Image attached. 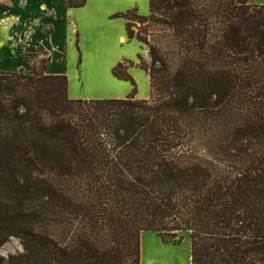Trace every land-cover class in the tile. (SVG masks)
Here are the masks:
<instances>
[{
    "label": "trees",
    "instance_id": "trees-1",
    "mask_svg": "<svg viewBox=\"0 0 264 264\" xmlns=\"http://www.w3.org/2000/svg\"><path fill=\"white\" fill-rule=\"evenodd\" d=\"M148 1L113 16L150 57L113 67L124 99H70L41 51L0 71V248L22 247L0 264H140L145 231L188 233L190 264H264V4Z\"/></svg>",
    "mask_w": 264,
    "mask_h": 264
},
{
    "label": "crops",
    "instance_id": "crops-1",
    "mask_svg": "<svg viewBox=\"0 0 264 264\" xmlns=\"http://www.w3.org/2000/svg\"><path fill=\"white\" fill-rule=\"evenodd\" d=\"M105 1L98 0L97 2L103 4ZM118 1L122 4L116 10L110 12L109 10H104L103 6L98 5L94 6L95 9H91V4L88 0L86 5L81 8H68L66 0H0V21L4 25L13 22L16 24V15L18 13H20L22 18L31 15L30 19L23 21L25 34L28 33V44L31 47H35L38 51L49 55L50 61L46 68V74L48 75L66 76L68 51H70V48L79 47L83 64L86 62V52L97 53L101 50H106L102 55L107 62L106 72L99 77H96L95 74V83L98 85V91L94 93L96 95L80 97H82L81 99H124L131 93L133 86L130 82L115 78L112 74V69L123 60H129L137 65L139 52L145 59L147 51L137 40H129L127 38L126 20L114 18L113 16L134 8H137L138 12L141 11V14L145 15L146 6L143 5H145L146 0ZM30 11L32 14H29ZM97 27H101L108 33L111 30L113 36L117 39L116 42L109 41V37L103 34L98 36V38L90 37L91 30ZM10 40L13 39L6 38L0 45V63L3 62L5 65L19 63L21 68L20 70H15L2 68L0 65V71L27 72L29 69L21 58V51L11 46ZM132 41L135 42L137 48L133 46ZM115 43L119 45L116 51L113 49ZM86 47L88 48L87 51ZM123 47H130L132 51L124 50L121 52L120 49ZM128 73L137 87L135 98L139 100L149 99L150 79L148 74L137 66L131 67ZM82 76L81 74L79 79L81 85L84 84ZM67 80L68 96L70 99L76 98V96H71V82L68 77Z\"/></svg>",
    "mask_w": 264,
    "mask_h": 264
},
{
    "label": "rangeland",
    "instance_id": "rangeland-1",
    "mask_svg": "<svg viewBox=\"0 0 264 264\" xmlns=\"http://www.w3.org/2000/svg\"><path fill=\"white\" fill-rule=\"evenodd\" d=\"M91 4V9L94 8V6H103V9L106 11H114L118 6H120L122 3L120 1H113V0H106L103 2V4H99L98 0H88ZM142 1V0H141ZM145 15H142L141 11L137 13L140 16H148L149 14V3L146 0L145 1ZM252 4H264V0H249ZM144 3V2H143ZM86 5V4H85ZM95 9V8H94ZM29 14H32L30 11ZM16 24L9 23V24H2L0 21V45L6 40V38H10L13 40H10L9 43H11V46H13L15 49L18 48V51H21V53L28 54L27 59L30 63L31 67H34L35 70H40L42 68L41 62L46 60V55L40 53L35 47H31L28 44L29 37L28 33L25 34V25L23 24V21L26 19H30L31 15L29 17H23L18 13L16 15ZM25 34V35H24ZM108 36L109 41L116 42L115 36H113L112 31L110 30V33L105 32L104 29L101 27H97L93 30H91L90 37L98 38V36ZM107 37V38H108ZM16 39V40H14ZM136 41V39H134ZM133 46L137 48V45L135 42H133ZM142 45V44H141ZM117 43L114 44V51H116ZM144 49H146V58L144 59L147 63H150V57L148 53V49L146 46L142 45ZM141 48V47H140ZM86 47V51H87ZM121 52L124 50H128L129 52L132 51V48H126L123 47L120 49ZM106 50H101L97 53L88 51L86 52V62L83 64L81 59V52L79 47L70 48V51H68V63L66 66L67 74L66 76L70 79L71 82V96H76V98L72 99H81L80 96H95L98 91V85L95 83L94 75L96 74V77L103 76V74L106 72V60L102 57ZM141 51V49H140ZM19 53V52H18ZM138 55H141V52H139ZM137 55V58H138ZM142 56V55H141ZM139 64V61H138ZM2 68H10L15 70H20L19 63L16 64H10L5 65L3 62L0 63ZM81 74L83 75L84 84L81 85V82H79V79L81 77ZM148 94V91H147ZM83 100H89V99H83ZM182 240L177 243H165L162 241V239L155 233L151 231H145L141 233L140 236V250H141V264H190V242H189V234L188 233H182L181 234ZM19 253H22V247L17 239H10L8 243H6L2 248H0V256L7 258L9 255H17Z\"/></svg>",
    "mask_w": 264,
    "mask_h": 264
},
{
    "label": "bare ground",
    "instance_id": "bare-ground-1",
    "mask_svg": "<svg viewBox=\"0 0 264 264\" xmlns=\"http://www.w3.org/2000/svg\"><path fill=\"white\" fill-rule=\"evenodd\" d=\"M93 75H94V80H96L95 74H93Z\"/></svg>",
    "mask_w": 264,
    "mask_h": 264
}]
</instances>
